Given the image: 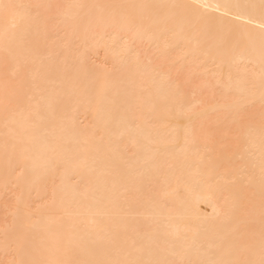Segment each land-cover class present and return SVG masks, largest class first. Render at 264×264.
I'll return each instance as SVG.
<instances>
[{"label":"bare ground","instance_id":"bare-ground-1","mask_svg":"<svg viewBox=\"0 0 264 264\" xmlns=\"http://www.w3.org/2000/svg\"><path fill=\"white\" fill-rule=\"evenodd\" d=\"M0 264H264V0H0Z\"/></svg>","mask_w":264,"mask_h":264}]
</instances>
